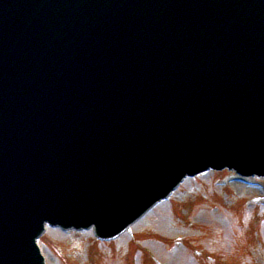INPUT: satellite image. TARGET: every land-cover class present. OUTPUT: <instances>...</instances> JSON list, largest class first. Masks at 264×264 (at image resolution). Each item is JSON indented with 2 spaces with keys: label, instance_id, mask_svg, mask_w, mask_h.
<instances>
[{
  "label": "water",
  "instance_id": "95a60500",
  "mask_svg": "<svg viewBox=\"0 0 264 264\" xmlns=\"http://www.w3.org/2000/svg\"><path fill=\"white\" fill-rule=\"evenodd\" d=\"M225 166L264 174V0H0V264Z\"/></svg>",
  "mask_w": 264,
  "mask_h": 264
},
{
  "label": "rangeland",
  "instance_id": "374dc122",
  "mask_svg": "<svg viewBox=\"0 0 264 264\" xmlns=\"http://www.w3.org/2000/svg\"><path fill=\"white\" fill-rule=\"evenodd\" d=\"M227 175L188 179L132 236L108 244L94 242L90 231L49 228L41 240L48 264H154L155 257L164 264H264V181L244 184Z\"/></svg>",
  "mask_w": 264,
  "mask_h": 264
},
{
  "label": "bare ground",
  "instance_id": "6f19581e",
  "mask_svg": "<svg viewBox=\"0 0 264 264\" xmlns=\"http://www.w3.org/2000/svg\"><path fill=\"white\" fill-rule=\"evenodd\" d=\"M157 207H158V206H157ZM157 207H156V208H157ZM156 208H154V209H156ZM154 209H153V210H154ZM153 210H152V211H153ZM152 211H151V212H152ZM151 212H149L145 217H147ZM145 217H144V218H145ZM144 218H143V219H144ZM141 221H142V220H141Z\"/></svg>",
  "mask_w": 264,
  "mask_h": 264
}]
</instances>
